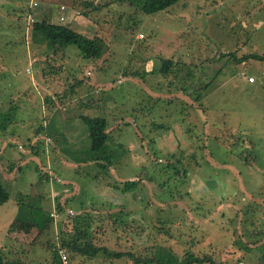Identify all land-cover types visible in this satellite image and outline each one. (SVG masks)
Returning <instances> with one entry per match:
<instances>
[{"label": "rangeland", "instance_id": "rangeland-1", "mask_svg": "<svg viewBox=\"0 0 264 264\" xmlns=\"http://www.w3.org/2000/svg\"><path fill=\"white\" fill-rule=\"evenodd\" d=\"M29 1L0 0V182L8 193L0 204L4 255L24 264H50L58 229L69 231L70 218L93 206L98 214L90 213L98 218L89 229L92 243L108 251L167 253L177 264L186 251L210 254L216 263L264 264V200L255 198L258 191L264 195V61H236L247 53L264 56V0H179L152 14L105 4L108 0H92L99 8L88 11L86 0H66L70 17L80 20L70 21L75 30L96 34L106 48L94 66L67 45L59 63L67 74L59 75L34 62L46 54L31 41L27 17L37 19L36 9L62 0H34L39 6L25 13ZM63 19L58 23L69 21ZM161 57L175 63L167 76L154 70ZM56 77L59 83L64 77L85 79L78 99L93 107L73 105L74 99L61 106L64 114L45 109L41 103L57 88L51 80ZM118 79L123 81L115 83ZM67 112L106 119L104 147L115 159L107 176L85 162L86 128L77 117L66 118ZM81 129L84 141L74 140ZM137 178L131 191L108 187ZM17 192L36 217H50L40 232L31 227L29 208L17 205ZM65 253L67 264H132L125 257Z\"/></svg>", "mask_w": 264, "mask_h": 264}, {"label": "trees", "instance_id": "trees-1", "mask_svg": "<svg viewBox=\"0 0 264 264\" xmlns=\"http://www.w3.org/2000/svg\"><path fill=\"white\" fill-rule=\"evenodd\" d=\"M179 0H108L105 4H119L124 3L127 5L128 8L136 9L138 12L142 14H152L157 11L164 10ZM99 4V3H98ZM29 6V5H28ZM84 6L86 10H97L99 7L98 5H93L92 0H86L84 2ZM35 7V6H34ZM30 7H26L24 9L25 13H30ZM33 8V7H32ZM86 12L82 13L85 15ZM121 14V13H119ZM63 22V20H61ZM30 33L32 42L37 44V47H41L44 54H46L45 59L34 58V62L38 63L39 68L41 69L43 62L46 63L45 65L47 68L52 69L53 72H57V75L66 73L64 65L59 67L60 61H62L61 57L64 56L63 54L66 52L67 45H74L79 56L87 60V62H92V65L98 64V59L102 55L103 51L106 48V44L104 40L93 34L91 36H87L81 32L75 30V28L69 23L65 21L64 23H55L52 21H47L45 19H32ZM63 58V57H62ZM47 59V60H46ZM245 60H256V61H264V56L255 54V53H247L242 55L237 62H243ZM128 62V58L126 60ZM63 62V61H62ZM52 63V64H51ZM157 67L154 69L158 71L163 76H167L168 74L172 73L173 65L175 63L172 62L171 59L161 57L157 62ZM64 64V63H63ZM53 66H58L54 68ZM62 69V70H61ZM45 71L44 69H41ZM50 72V71H49ZM177 72V69H176ZM41 75V74H40ZM42 76V75H41ZM43 77V76H42ZM55 82V91H52L51 96H46L43 100L42 104L44 105L45 109L54 108L55 111H58L61 106H65L67 103H70L73 99H78L79 97V90L86 84L85 79H76L71 77H64V82H58L57 77L51 79ZM117 80L114 82L116 83ZM178 91L184 90V87L181 85L178 86ZM98 99L97 97H95ZM78 102V101H77ZM79 105V104H78ZM82 108L85 109L88 107H93L90 104H86L82 102L80 105ZM96 108H101L104 106V102L100 104V106L96 105ZM9 110L11 108H8ZM7 109V110H8ZM67 118H71L67 115ZM77 118L80 122L85 126L87 131V137L89 140V151L88 155L85 156V162L95 164L99 171V175L107 176L108 169L112 166L115 159H113L109 154V147L108 145L104 147L105 143L107 142L109 136L106 131L107 129V121L103 116L100 115H93L88 116L84 114H79ZM12 118H8V122H10ZM39 129L35 130V134L38 133L39 130L43 129V127H38ZM15 131H13L12 135H15ZM19 134V132L17 133ZM45 144V141H43ZM29 147L32 148L30 145ZM17 168V165L14 167ZM181 177L184 178L187 174L186 169H182L179 171ZM178 173V172H177ZM98 175H94L93 178L96 179ZM46 179L47 177L44 176ZM140 179L137 178L136 181H127L124 180L121 182L120 186L115 185H108L114 191L115 189L119 188L123 192L131 191L135 188L137 184H139ZM118 189V191H119ZM261 194V195H260ZM17 196L16 203L22 207L29 208V213L32 214L30 216L31 227H36L38 232L47 226L46 224H50V217L48 214L43 215H34L33 212L36 211L35 209H31V204L28 201H25V195H22L20 192L15 194ZM263 196V197H262ZM255 198H260L264 200V195L261 192L256 193ZM8 199V193L3 188L0 182V204L4 203ZM255 200V199H254ZM247 208V207H246ZM245 208V209H246ZM244 209V210H245ZM250 213L255 214L254 208H247ZM264 208L261 209V213L264 214ZM57 211H60L61 208L59 205L56 207ZM64 210V207L63 209ZM90 211H94V214H98V210L93 208V206H89ZM90 211L82 210L81 212H76L70 218L71 227L69 231L62 232L60 229L59 232H56V244L58 247H54V245H50L51 249V256L52 261L50 264H60L59 257L57 255V248H62L64 251H68L70 255L73 257L74 255H81L87 258H93L98 254H102L107 258L118 259L125 257L131 261L132 264H177L172 261V255L167 254L165 256L158 255L157 253H153L150 257H142L136 256L130 252H123V251H108L103 246H96L92 243L91 234H90V226L92 222H96L98 216H93ZM96 212V213H95ZM33 225V226H32ZM264 252V251H263ZM264 256V255H263ZM239 261V260H238ZM237 264L228 263V262H218L216 263L210 257V254L206 255H194L188 251L185 252V256L183 258L182 264ZM0 264H24L18 260H9L7 256L4 255L2 249H0Z\"/></svg>", "mask_w": 264, "mask_h": 264}, {"label": "crops", "instance_id": "crops-1", "mask_svg": "<svg viewBox=\"0 0 264 264\" xmlns=\"http://www.w3.org/2000/svg\"><path fill=\"white\" fill-rule=\"evenodd\" d=\"M64 1H66V0H62V3H59L58 5H56V3H51V4H49V5H47V7H45V6H41L38 10L36 9L35 11H36V15H37V19H39L40 17L42 18V19H45V20H47V21H52V22H55V23H58V20L59 21H61L60 19H59V17H66V19H68L69 21V23H70V21H72V20H75L76 22H80V20H77L74 16H71L70 17V9H69V5H68V3H63ZM70 3V2H69ZM44 4H46V3H44ZM36 6H37V4H36ZM35 6V7H36ZM39 6V5H38ZM37 6V7H38ZM48 6H50V7H48ZM60 6L61 7H63L62 9H60ZM55 8V9H54ZM69 13V14H68ZM33 19V18H32ZM37 19H35V20H37ZM64 21V20H63ZM77 24H79V23H77ZM78 32H80V31H78ZM84 34V33H83ZM86 74H89V71L88 70H86V72H85ZM122 81H123V79H122ZM121 81V82H122ZM117 82V81H116ZM118 83V82H117ZM91 86V85H90ZM95 92V91H94ZM83 96H85V95H83ZM78 98H82L81 97V95H79V97ZM80 99H77V101L75 100V102H73V103H71L73 100H71V104H79L80 105V103L82 102V100H80ZM70 103H69V105H70ZM41 105L43 106V104L41 103ZM82 105V104H81ZM44 107V106H43ZM61 110H62V112H63V114H64V112H66L65 110H63V108H60ZM53 111H55L54 110V108L50 111V112H53ZM66 115H68L69 117H71V118H76V117H72V116H70L69 114H68V112L66 113ZM63 117H64V115H63ZM59 118H60V114H59ZM67 118V117H66ZM76 120H78V119H76ZM75 120V121H76ZM75 121H74V124H75ZM65 123H66V121L65 120H63L62 121V125H65ZM73 123L72 124H70L69 126H75ZM38 127H43L42 125H40V126H38ZM36 128V129H39V128ZM39 131H41V130H39ZM16 132H19V130H17ZM83 132V129H81L80 130V134H78V135H73V137H74V140L76 139V138H81V139H83V141H84V133H82ZM85 132V134H86V136H87V132L86 131H84ZM75 132H73L72 134H74ZM36 137L38 136L37 134L35 135ZM44 139H43V141H47V139L49 140L50 138H49V135L48 134H46L45 135V137H43ZM31 139H36L35 137H32ZM264 199V198H263ZM68 209H70V208H68ZM71 210V209H70Z\"/></svg>", "mask_w": 264, "mask_h": 264}, {"label": "built area", "instance_id": "built-area-1", "mask_svg": "<svg viewBox=\"0 0 264 264\" xmlns=\"http://www.w3.org/2000/svg\"><path fill=\"white\" fill-rule=\"evenodd\" d=\"M36 4H37V2L34 1V0H30V1H29V7H30V8L36 6ZM62 8H63V7L60 6V9H62ZM27 18H28V20H29L30 22L32 21V18H31L30 16H28ZM59 19H60V20H64L63 17H59ZM121 81H122V79H118V80H117L118 83H120ZM247 82H250V83L253 82V77H252V76H248V77H247ZM47 141H48V140H47ZM47 141H45V144L47 143ZM66 212H67V215H68V216L72 214V210H70V209H66ZM49 215H50L51 217H54V216L57 215V211H55V210L53 211V210H52V211L49 213ZM57 255H58V257H59V261H60L61 264H67V255H66L65 251H64L62 248H57ZM237 264H241V262H237Z\"/></svg>", "mask_w": 264, "mask_h": 264}]
</instances>
